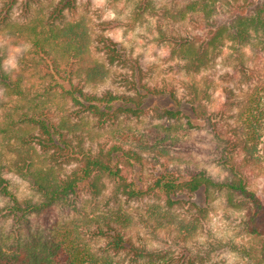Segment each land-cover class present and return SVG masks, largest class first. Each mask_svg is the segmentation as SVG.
Here are the masks:
<instances>
[{
    "label": "trees",
    "instance_id": "trees-1",
    "mask_svg": "<svg viewBox=\"0 0 264 264\" xmlns=\"http://www.w3.org/2000/svg\"><path fill=\"white\" fill-rule=\"evenodd\" d=\"M37 1L26 0L27 18L15 23L20 0H0V30L14 28L32 46L38 58L30 65L42 71L47 92L72 102L76 117L92 118L100 129L122 118L148 117L153 123L134 146L94 144L90 132L79 133L45 105L23 112L17 122L20 130L30 131L25 143L33 141L39 148L33 146L16 166L32 183L34 195L15 196L0 171V264H168L172 251L164 245L172 244L160 249L138 244L128 235L133 217L125 207L152 201L156 215L188 202L203 213L216 200L237 215L238 231L251 243H210L206 255L228 249L264 264V192L252 184L264 163V0H133L134 23L146 16L159 18L157 38L169 46V58L179 61L174 69L186 79L180 80V96L167 80L149 82L147 68L112 38L99 35L93 45L85 19L74 17L77 0H50L53 8L45 17L34 14L31 3L39 5ZM99 52L104 61L94 56ZM114 68L127 71L120 74L126 91H86L110 78ZM220 69L234 88L254 85L246 104L226 87L220 108H211L214 75ZM0 87L10 95H28L22 79L2 62ZM231 118L235 122L229 123ZM9 127L7 132L17 127L14 118ZM181 129L185 135L192 129L211 135L208 156L224 176L166 158L171 148L178 153L181 147H195L189 138L182 139ZM38 150L40 159L35 158ZM147 151L154 152L160 170L140 182L129 173L144 165ZM190 196L202 197L203 205L188 201ZM56 209L71 218L50 225ZM41 216L46 227L34 231L33 219Z\"/></svg>",
    "mask_w": 264,
    "mask_h": 264
},
{
    "label": "rangeland",
    "instance_id": "rangeland-1",
    "mask_svg": "<svg viewBox=\"0 0 264 264\" xmlns=\"http://www.w3.org/2000/svg\"><path fill=\"white\" fill-rule=\"evenodd\" d=\"M163 1L167 2L168 0ZM25 2L26 0H20L14 8L13 20L15 23H22L27 18ZM37 2L40 4L31 3L34 14H39L41 17L49 16L53 8L50 0ZM134 5L135 1L133 0H77V11L74 13V17L85 19L92 34L93 45L98 44L95 40L99 35L112 38L127 53L137 58L142 67L147 68L149 82L162 84L167 80V83L176 85L180 96L183 90L180 80L185 78L183 73L174 69L179 61L169 58V46L162 44L157 38L159 18L146 16L143 20L134 23L132 20ZM67 18L72 19L69 15ZM94 56H99L104 61L105 56L102 53H96ZM37 58L38 56L32 46L19 39L14 28L0 30V62L13 74L14 78L20 77L22 79V86L28 93L25 98H22L10 95L0 87V171L8 179L9 189L19 198L34 195L32 183L18 172L16 166L22 163L21 159L24 156H28L27 151H33V146L39 148L33 141L30 144L25 143L27 138L30 139V131L26 128L23 131L20 130L19 122H17L23 112L30 111V107L45 105L55 112L54 118H65L71 126L78 129L79 133L90 132L94 144L107 142L110 145L121 143L134 146L141 133L150 128L153 123L148 117L141 119L122 118L119 123L100 129L94 119L76 117V107L72 102L47 92V82L42 71L30 65ZM113 70L114 73L105 82L97 85L90 84L86 87V91L97 94L107 90L126 91L124 82L120 80V74L127 71L121 68H114ZM262 71L264 72V66ZM223 73L224 70L220 69L214 75L215 81L210 100L213 110L220 108L224 101L225 88H234L233 84L227 83L221 77ZM253 88L254 85L247 84L235 87L238 101H243L242 104H246ZM161 103L165 104L166 101L163 100ZM239 110V107L235 109V114ZM230 114L233 113L230 112L227 116H231ZM13 118L17 127L7 132L6 129L10 128L9 124ZM233 122L235 121L231 118L229 123ZM154 123L159 122L154 121ZM199 124L202 125V122ZM181 130V135H184V137L181 136L182 139L185 141L189 138V143H194L195 147H181L178 153H175L174 148H171L169 156L166 155V158L170 162L180 163L182 167L198 165L207 168L214 175L224 176L225 171L212 162L211 157L208 156L210 154L211 135H208L206 131L197 129H192L189 132L190 135H185V131ZM39 152L38 150V154L35 155L36 159H40L41 153ZM153 154L154 152L147 151L145 153L147 161L144 165L136 166L130 170L129 174L132 178L146 182L158 173L160 167L153 160ZM163 159L165 160V157ZM258 170L259 173L254 177L252 184L254 189L263 194L264 163L260 165ZM186 199L197 202L199 205H203L204 202L200 196H190ZM151 204H153L152 201H146L142 204L133 203L130 207H125V209H129L130 215L133 217V223L128 227L127 232L138 244L144 243L150 248L160 249L164 244H172L169 248L164 245L167 250L172 251L168 264H254L228 249L213 253L210 257L206 255V247L210 243H227L229 240L246 246L251 243L250 238H244L239 233L235 220L237 215L225 208L221 200L214 201L203 213H199L186 202L187 205L183 208H176L171 212L160 211L153 215L152 209L154 207H151ZM68 218H71L69 214L56 209L50 225L55 220H67ZM33 220L34 231H41L46 227L42 216L34 217ZM165 224L168 226L166 229L163 228ZM6 228H9V225H6ZM181 239L182 242L178 243ZM162 241L166 242L163 243Z\"/></svg>",
    "mask_w": 264,
    "mask_h": 264
}]
</instances>
